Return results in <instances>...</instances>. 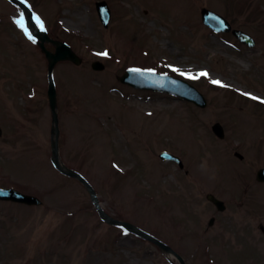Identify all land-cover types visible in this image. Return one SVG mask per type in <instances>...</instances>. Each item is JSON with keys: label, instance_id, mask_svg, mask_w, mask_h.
I'll return each instance as SVG.
<instances>
[{"label": "rangeland", "instance_id": "374dc122", "mask_svg": "<svg viewBox=\"0 0 264 264\" xmlns=\"http://www.w3.org/2000/svg\"><path fill=\"white\" fill-rule=\"evenodd\" d=\"M35 1L50 29H58V19L57 38L83 59L80 67L64 63L54 72L59 147L104 210L180 248L188 264H264V186L252 180L264 166V0H106L107 28L96 18L97 0ZM203 7L250 34L256 47L200 25ZM7 12L11 6L0 1V13ZM94 61L104 69L94 71ZM46 66L19 30L0 22V184L43 202L0 203V264H169L154 245L101 222L83 187L53 169ZM130 67L194 80L207 107L122 85L117 77ZM215 122L224 128L223 142L212 134ZM28 141L31 161L24 157ZM162 150L178 155L183 170L160 161L155 152ZM220 170L227 178L249 176L237 187L224 185L225 177L218 186L205 183ZM248 182L251 202L239 211ZM254 191L260 207L252 204ZM206 193L230 202L208 233L214 211Z\"/></svg>", "mask_w": 264, "mask_h": 264}, {"label": "water", "instance_id": "95a60500", "mask_svg": "<svg viewBox=\"0 0 264 264\" xmlns=\"http://www.w3.org/2000/svg\"><path fill=\"white\" fill-rule=\"evenodd\" d=\"M204 14V19H207L209 21L215 20L218 23L219 28L223 27V22L220 19L215 18L213 15H210L209 13H203ZM244 41H250L248 37H244ZM56 45V50L57 52L55 54L45 52L46 56L48 58V66H49V71L53 69L54 65L56 62L60 60H72L75 63H78L79 60L75 57L74 54L71 53L70 49L68 47H65L61 45L60 43L55 42ZM134 73H128L125 78H122L121 80L123 82L130 83L134 85L135 87L139 88H145V89H153V90H160L164 92H170L181 96L185 99L194 101L195 103L199 105H203V97H201L199 94H197L192 88H189L188 86L177 82L173 79L167 78V77H151L148 80H140L138 76H133ZM55 90H54V85H50V90H49V99H50V107L52 111V118H53V123H54V132H53V152H54V163L57 165V168L62 171L63 173L67 174L70 177H75L78 178L88 189V191L91 194L92 200L96 206V209H98L100 216L102 217L103 220L107 222L113 221L112 218L108 217L104 212L100 210L98 207V201L97 198L95 197L93 191L91 188L88 186V184L76 173L66 169L60 162L59 157H58V150H57V137H58V130H57V114H56V99H55ZM213 131L219 136H223V132L221 127L216 124L215 127H213ZM162 158H171L169 155L164 154L162 155ZM261 176H264V172L262 173ZM264 179V178H263ZM0 199L2 200H13L16 202H21V203H26V204H40L39 201H37L36 198L28 197L21 195L15 191H7V190H0ZM209 199L213 200L216 204H218L217 201H215L214 198L209 197ZM120 223V222H118ZM122 226H124L126 229L133 230L134 228L127 224V223H120ZM143 235V234H142Z\"/></svg>", "mask_w": 264, "mask_h": 264}, {"label": "snow or ice", "instance_id": "6c2138e0", "mask_svg": "<svg viewBox=\"0 0 264 264\" xmlns=\"http://www.w3.org/2000/svg\"><path fill=\"white\" fill-rule=\"evenodd\" d=\"M29 39H32V37H31L30 35H29ZM103 55H108V53H107V52H104ZM199 75H200V76H206V75H208V73H206V72H201ZM211 82H212L213 84H217V85H220V86H222V87H225V86H226V85H223L222 82L219 81V80H212ZM245 95H247V93H246ZM252 98H253V99H257L256 97H252Z\"/></svg>", "mask_w": 264, "mask_h": 264}, {"label": "flooded vegetation", "instance_id": "af4514ba", "mask_svg": "<svg viewBox=\"0 0 264 264\" xmlns=\"http://www.w3.org/2000/svg\"><path fill=\"white\" fill-rule=\"evenodd\" d=\"M238 207H242V204L239 203Z\"/></svg>", "mask_w": 264, "mask_h": 264}, {"label": "clouds", "instance_id": "9594fccd", "mask_svg": "<svg viewBox=\"0 0 264 264\" xmlns=\"http://www.w3.org/2000/svg\"><path fill=\"white\" fill-rule=\"evenodd\" d=\"M202 167H203V165H202Z\"/></svg>", "mask_w": 264, "mask_h": 264}]
</instances>
